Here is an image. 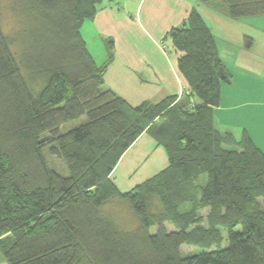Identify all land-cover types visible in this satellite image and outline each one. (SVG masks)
I'll list each match as a JSON object with an SVG mask.
<instances>
[{"label":"trees","instance_id":"1","mask_svg":"<svg viewBox=\"0 0 264 264\" xmlns=\"http://www.w3.org/2000/svg\"><path fill=\"white\" fill-rule=\"evenodd\" d=\"M8 1L24 49L18 59L0 23V247L8 264H264V150L216 124L230 79L200 11L163 38L187 91L133 105L106 85L114 41L98 64L82 35L103 0ZM216 1L232 18L264 15V0ZM245 41L250 48L253 38ZM144 132L168 165L124 191L113 171ZM47 148L67 175L49 167ZM115 200L129 205L137 227L122 228L105 210Z\"/></svg>","mask_w":264,"mask_h":264},{"label":"crops","instance_id":"2","mask_svg":"<svg viewBox=\"0 0 264 264\" xmlns=\"http://www.w3.org/2000/svg\"><path fill=\"white\" fill-rule=\"evenodd\" d=\"M193 7V0H139L134 14L124 8L120 10L111 2L100 4L96 15L84 22L82 32L89 22L90 31L94 30L98 38H114L116 59L107 68L106 85L133 105L185 93V80L176 60L164 49L162 40L172 27L187 18ZM254 18L251 20L259 23L264 20V15ZM227 44L229 47L224 54L218 44L230 80L222 83L221 102L214 108L216 124L238 139L248 133L264 150V59L245 53L250 51L235 53L231 50L230 40ZM101 55L104 57L105 54L101 52ZM227 55L233 57L229 62ZM153 97L161 98L153 100ZM146 137L149 148L162 151V146L144 132L124 153L122 161ZM144 155L147 157L148 153Z\"/></svg>","mask_w":264,"mask_h":264},{"label":"rangeland","instance_id":"3","mask_svg":"<svg viewBox=\"0 0 264 264\" xmlns=\"http://www.w3.org/2000/svg\"><path fill=\"white\" fill-rule=\"evenodd\" d=\"M106 2H111L113 6L118 7L120 10L124 8L129 10L131 13L136 14L139 0H103L101 5ZM193 4L203 15L207 24L213 29V32L217 36L219 48L222 54H224L226 52V48L229 47L226 45H228V40H230V45H232L230 47L233 52L244 53V51H250L245 53H250L255 57L264 59V32L260 30H264V20L259 23L258 20H251L255 19L254 17L256 16L238 19L232 18L226 13L225 7L222 6L223 8H220L216 5L221 4L216 0H212L210 2L193 0ZM0 23L7 38L10 39L12 51L18 59H21V54L24 50L20 39L21 37H19L21 26L16 14L10 10L8 0H0ZM88 23L89 22H86V26L82 32L83 38L96 62L98 64H102V62H105L108 59L106 40L114 41V38L112 36H107L105 38L104 36H99L98 38L94 30L90 31ZM246 35L253 38V43L250 48L246 46ZM166 43L167 40H162V44ZM165 48L166 46L164 45V49ZM101 52L105 54L104 57H102ZM113 52L114 61L116 59L115 44ZM168 54L170 55L169 52ZM229 58L233 59L232 56L227 55L228 62ZM117 65H120V63ZM31 84L34 85L36 90L40 88L39 82ZM159 98L161 97H153V100H159ZM82 121L83 118L67 122L64 125V130L77 126ZM148 139L149 138L146 137L134 148H132L130 152L127 153L123 161L122 159L120 160L115 169L116 172L114 171V179H116V183L124 191L130 190L137 184L144 182L168 165L169 161L165 149L160 147V149L162 148L161 151L156 150L155 148H149L147 145ZM145 153H148L147 157L144 155ZM44 155L49 167L58 170L63 175H67L69 173L64 159L51 154L49 148L44 150ZM105 210L109 214H112L116 222L124 229L132 230L138 225V221L134 216L132 209L125 202L118 200L112 201L105 206ZM189 249L190 248H185V251H188ZM0 264H8L1 247Z\"/></svg>","mask_w":264,"mask_h":264},{"label":"water","instance_id":"4","mask_svg":"<svg viewBox=\"0 0 264 264\" xmlns=\"http://www.w3.org/2000/svg\"><path fill=\"white\" fill-rule=\"evenodd\" d=\"M219 74H220V76L222 77V78H225V73H224V69H223V67H220V69H219Z\"/></svg>","mask_w":264,"mask_h":264}]
</instances>
